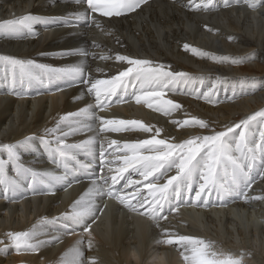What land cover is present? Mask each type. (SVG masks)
Listing matches in <instances>:
<instances>
[{
    "label": "bare ground",
    "instance_id": "obj_1",
    "mask_svg": "<svg viewBox=\"0 0 264 264\" xmlns=\"http://www.w3.org/2000/svg\"><path fill=\"white\" fill-rule=\"evenodd\" d=\"M195 2L198 3L199 0ZM187 4L188 0H148L135 13L126 16L108 18L93 14L102 25V28H97L95 24L89 26L84 21L77 26H68L76 24L69 14L83 11L86 7L74 0H0V24L26 15L57 18L55 23L34 25L36 36L25 33L21 37L12 38L0 34V56L32 60L36 64L33 56L40 53L45 55L43 61L50 68L60 69L82 64L85 68L84 78L110 79L128 67L125 62L116 60L117 55H124L164 64L175 72H191V68L195 67L207 78L221 77L235 82L238 85L237 92L242 94L239 100L236 96L233 100L227 99L212 105L187 94L168 92L165 99L180 104L181 109L164 115L143 103H135L131 95L134 89L129 87L127 94L113 96L109 106L101 111L95 107L94 95L88 94L90 85L84 84L82 80L72 84L64 80L49 82L48 73L44 69L37 74V68H34L33 73L37 79L30 84L21 85L17 82L14 87H10V70L0 64V140L2 134L7 137L9 144L26 137H36L33 141L36 151L22 153V163L34 170L53 171L59 175L62 169L50 162L40 145L39 137L46 128L55 127L61 116L75 113L89 105L93 106L89 111L98 117L135 120L151 129L148 133L140 130L100 133L94 146L95 157L99 161V141H105L107 154L114 151V148H107L108 141L117 140L121 144L137 142L152 138L156 129H160V135L156 138L177 143L194 135L210 133L207 129L184 127L173 124L172 121L182 122L195 117L204 120L209 129H219L216 130L218 132L264 109V87L253 90L248 87L241 88L239 83L243 78H255L264 82V7L238 16L233 6H224V0H214L217 9L214 11H192L184 6ZM185 44L218 57L238 58L253 54L255 59L247 67H242L243 69L231 63L214 64L208 58L194 56L184 50ZM81 52H86L87 55H82ZM230 87L231 84L228 91ZM220 88L224 90L223 85ZM231 95L232 91L226 96ZM121 96L126 98L121 100ZM237 117L241 120L238 121ZM74 119L81 120L84 125H91L94 130L74 134L68 138L67 143L78 144L99 132L98 120L88 116ZM76 151L78 158L84 150ZM121 155L122 153L116 151V156L108 157L113 167L120 165V160L116 157ZM0 158L6 159V156ZM74 165L76 164L73 162L72 166ZM5 171L10 178L17 179L11 165ZM132 178L140 179L135 174ZM27 184V181L23 182L26 190L24 193L18 192L10 199L4 198L3 187L0 186V240L4 241L0 244V249L8 245L5 235L7 231H26L33 226L42 233L38 239L50 243L41 247L38 252L21 251L19 254L9 245L7 254H0V264H57L60 257L78 239L77 235L71 234L74 228L71 220L63 219V214L69 213L72 205L83 194L79 193L75 198L74 193L78 192L76 189L64 196L63 190L55 185L46 188L43 184L35 185L33 192L27 190ZM89 186L90 183H86L78 188L85 193ZM133 190L128 188L126 193ZM248 195L264 196V178L253 176ZM27 197L31 200L27 201ZM210 200L215 206H179L176 213L161 221V228L177 235H191L211 241L228 253L239 255L242 252L244 258L249 257L246 259L249 264H264V228L261 232L251 230L250 233L248 230L253 228L248 220L254 213L262 217L264 200L228 199L225 206L217 203L215 194ZM97 202L104 211L103 214L97 213L99 217L102 216L92 225L93 244H96L93 253L85 247L87 257H98V264H127L129 250L137 243H142L146 264L148 258L154 254H165V264H184L175 245H157V239L167 237H162L160 229L153 224L148 228L146 221L140 219L144 223L137 222L133 214H129L117 202L106 197L102 202L99 199ZM108 207L116 208L117 212L109 220ZM252 208L254 212L251 211ZM241 213L246 215L242 216ZM238 223L240 227L237 226ZM66 228L69 234L63 235L60 240L53 239L59 233L65 232Z\"/></svg>",
    "mask_w": 264,
    "mask_h": 264
},
{
    "label": "snow or ice",
    "instance_id": "obj_2",
    "mask_svg": "<svg viewBox=\"0 0 264 264\" xmlns=\"http://www.w3.org/2000/svg\"><path fill=\"white\" fill-rule=\"evenodd\" d=\"M77 4L85 5L83 11L70 13L77 26L84 21L97 28L102 25L95 19L93 14L101 17H120L135 13L148 0H74ZM246 5L253 11L264 7V0H224L225 7L235 5ZM192 11L217 10L214 0H188ZM57 18H44L36 15H26L14 20L5 21L0 24V34L9 37H21L25 33L29 36H36L34 25L55 23ZM231 40L232 38L229 37ZM184 50L194 56L208 58L216 63H231L234 65L251 62L255 59L253 54L245 57L233 58L230 56L218 57L207 52L184 45ZM87 55L86 52H81ZM107 59V57H101ZM117 61L125 62L128 67L120 71L118 75L110 79L84 78L85 68L82 64L55 69L46 65L35 64L32 60H21L8 56H0V64L10 70V87L17 82L21 85L30 84L37 79L33 73L34 68L44 69L49 82L64 80L69 84L82 80L86 85L89 95L95 97V107L103 111L111 102L113 96L120 93L127 94L129 87L134 89L131 94L135 103L145 104L148 108L164 115H170L181 109V105L171 99H165L166 93L171 92L187 94L195 99L203 100L206 103L215 105L220 103L216 98L221 85L225 92L231 84L232 95L226 99L236 98L235 82L227 78L217 77L214 80L205 82V78H194L184 72L169 70V66L157 64L148 59L131 58L124 55H117ZM199 82L200 87L194 85ZM241 88L248 87L253 90L264 87V82L257 79L243 78L239 81ZM180 85L181 87H177ZM184 85H188L184 88ZM125 96H121L123 100ZM92 105L75 113L61 116L53 128H46L44 134L39 137L41 147L47 153L50 162L57 168L62 169L57 175L53 171H38L25 167L22 163V153L36 151L33 141L34 136L26 137L16 143L0 144V156L6 154V159L0 158V186L3 187L5 199L14 198L18 192L24 193L23 182L27 181V190L35 191L34 186L43 184L46 188L52 183H69L70 178L83 170L89 175L90 186L87 191L72 205L69 213L63 214V219L71 220L74 228L72 235L78 239L65 252L57 264H98L95 257H87L85 247L92 250L94 247L91 228L99 216L103 214L104 208L97 202L107 199L114 200L129 214H135L149 220L155 227L160 229L162 239H157V245L176 246V250L184 261V264H243L244 254L235 255L219 249L213 242L206 241L191 235H177L174 232H167L161 228V221L167 220L168 215L179 206H215L210 197L215 194L220 206H225L228 199H243L245 201L264 200V196L248 195L252 187L253 171L259 165L264 169V109L249 115L231 126H226L222 131L209 129L208 124L201 119L191 118L182 122L172 121L173 124L184 127H196L207 129L210 134L194 135L182 142L173 143L167 139L156 138L160 135V129H156L155 135L149 139L137 142L119 143L117 140L107 142V148H114L112 153H107L105 141H99L100 175L93 177L91 169L92 162L84 163L77 160V149L86 151L95 160V145L98 142L100 133H119L128 130H140L148 133L151 129L143 123L135 120L125 121L121 119H104L98 117L94 112L89 111ZM88 116L99 121V132L78 144L67 143L68 138L74 134L84 131H93L91 125H84L76 117ZM65 127L67 130H65ZM255 128L259 132L256 137ZM116 151L122 153L116 157L120 165L113 167L109 156H116ZM78 167H73L72 163ZM11 165L15 177L10 178L6 174V167ZM174 172V174H173ZM128 173V175H125ZM140 177L133 179L132 175ZM264 178V171L260 173ZM30 177V179H29ZM124 181L123 188L116 186ZM147 183H144V182ZM140 185V187H137ZM134 189L130 193L124 190ZM11 193V196H9ZM106 207V205H104ZM61 227H65L61 225ZM75 228H82V232H76ZM69 234L68 229L59 233L53 239L60 240L63 235ZM8 245L0 249V254H7L10 245L19 254L24 252H38L41 247L50 243L38 239L42 233L32 229L18 232H7ZM4 241L0 240V244Z\"/></svg>",
    "mask_w": 264,
    "mask_h": 264
},
{
    "label": "flooded vegetation",
    "instance_id": "obj_3",
    "mask_svg": "<svg viewBox=\"0 0 264 264\" xmlns=\"http://www.w3.org/2000/svg\"><path fill=\"white\" fill-rule=\"evenodd\" d=\"M233 7H234V12H235V13H238V16H241L242 14H249V13H252V12H253L252 9H249L246 5H243V4H241V5H235V6H233ZM259 8H261V7H259ZM259 8H258V9H259ZM189 56H191V55L189 54ZM191 57H192V56H191ZM209 62H212V63H214V64L216 63V62H213V61H209ZM191 69H192L191 72H184V73H187V74H189L191 77H194V78H201V77H202V78H205V82H206V83H208L210 80H214V79H215V78H207V77L203 76V72L200 71L199 69L195 68V67H192ZM185 86H186L185 88L188 87V85H185ZM194 86H195V87H200L198 80H197V83H196ZM235 86H236V93H237L236 96H237V100H239V99L241 98V95H242V94H241L240 92H237L238 85L235 84ZM177 87L179 88V87H181V86H180V85H177ZM230 91H232V87H230V90L227 91V92H225V90H222V89L220 88V91L218 92L216 98H217L220 102H225V101H227V99H226V95H227V93L230 92ZM253 131L255 132L256 137L259 136V132H258L255 128H253ZM262 171H263V169L260 168L259 165H258L257 168L253 171V176H254V178H255V177L261 178V175H260V174L257 175V173H261ZM94 244H96V243H94ZM94 249H95V246L92 248V250H90V253H93V252H94ZM91 257H92V255H91ZM95 258L98 259V257H95ZM98 263H100V259H98Z\"/></svg>",
    "mask_w": 264,
    "mask_h": 264
},
{
    "label": "rangeland",
    "instance_id": "obj_4",
    "mask_svg": "<svg viewBox=\"0 0 264 264\" xmlns=\"http://www.w3.org/2000/svg\"><path fill=\"white\" fill-rule=\"evenodd\" d=\"M31 42V41H30ZM33 42V41H32ZM34 57V59H35V61H36V64H39V65H46L45 63H44V61H43V58L45 57V55L44 54H37V55H35V56H33ZM250 63L249 62H246V63H242V64H238V65H235L236 67H239L240 69L243 67V68H245V67H247L248 65H249ZM240 65V66H239ZM47 66V65H46ZM242 68V69H243ZM40 70H42L41 68H37V74L39 73V71ZM257 92H259V89L257 90ZM237 120L238 121H240L241 120V118L240 117H237ZM216 130H219V129H215V131ZM5 132H8V130H6L5 129ZM6 138L7 137H5L3 134L1 135V140H0V144H5V143H8L7 141L8 140H6ZM182 142V141H181ZM34 155H35V153H34ZM4 156H6V154H4V155H2V156H0V157H4ZM36 157V156H35ZM256 203V202H255ZM251 211H253V208L251 209ZM262 217H260V215H258V214H256V213H254L253 215H252V213H250L251 215H252V218H250V220H248V224L249 223H252L253 224V228H249L248 230H250L249 232L251 233V230L252 231H259V232H261V230H262V228H264L263 226H264V207L262 208ZM254 212V211H253ZM241 215L242 216H245L246 215V213H241ZM248 218V217H247ZM244 219V218H243ZM249 219V218H248ZM255 220V221H253L252 222V220ZM245 221V220H244ZM251 221V222H250ZM255 222V223H254ZM247 224V223H246ZM238 227H240V224L238 223V225H237ZM245 226L243 225V228H244ZM245 229V228H244ZM248 230H245V231H248ZM7 232H10V231H7ZM6 232V233H7ZM12 232V231H11ZM244 245H248V244H244ZM25 253V252H24ZM27 253V252H26ZM242 253V252H241ZM246 259H249V257H246V258H244V260H243V263H248L249 264V262H247L246 261Z\"/></svg>",
    "mask_w": 264,
    "mask_h": 264
},
{
    "label": "clouds",
    "instance_id": "obj_5",
    "mask_svg": "<svg viewBox=\"0 0 264 264\" xmlns=\"http://www.w3.org/2000/svg\"><path fill=\"white\" fill-rule=\"evenodd\" d=\"M127 264H146L142 251V243H137L129 250ZM147 264H165V254H154L148 258Z\"/></svg>",
    "mask_w": 264,
    "mask_h": 264
}]
</instances>
